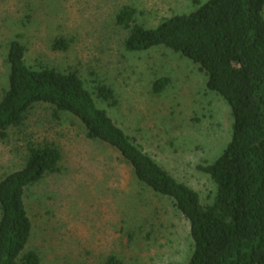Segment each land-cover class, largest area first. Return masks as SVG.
Returning <instances> with one entry per match:
<instances>
[{"label":"rangeland","instance_id":"rangeland-1","mask_svg":"<svg viewBox=\"0 0 264 264\" xmlns=\"http://www.w3.org/2000/svg\"><path fill=\"white\" fill-rule=\"evenodd\" d=\"M208 0H0V99L8 88L7 55L17 37L26 62L78 71L88 89L110 87L118 105L99 102L113 121L178 181L214 200L216 186L199 167L213 163L232 137L228 104L206 89L191 61L165 48L125 49L127 31L116 22L126 6L155 28ZM71 43L67 52L54 40ZM168 78L161 94L153 83ZM49 142L62 153L61 173L26 194L33 223L27 252L40 264H104L116 255L128 264H186L193 251L189 225L166 198L139 184L115 151L90 141L72 116L58 119L35 106L23 128L0 140V180L24 166L28 142Z\"/></svg>","mask_w":264,"mask_h":264},{"label":"trees","instance_id":"trees-1","mask_svg":"<svg viewBox=\"0 0 264 264\" xmlns=\"http://www.w3.org/2000/svg\"><path fill=\"white\" fill-rule=\"evenodd\" d=\"M124 7L116 17L127 31L125 49L165 48L189 60L206 77V89L222 98L232 117V137L221 155L199 169L216 186L211 203L178 181L121 129L99 102L118 105L114 91L99 84L90 91L78 71L35 68L17 37L9 45L8 88L0 99V140L23 128L31 110L47 106L56 118L68 114L88 140L116 152L135 180L168 199L189 225L193 251L186 264H264V0H208L189 14L175 15L155 28ZM71 43L54 40L67 52ZM168 78L153 83L161 95ZM24 166L0 180V264H40L27 252L33 223L26 194L46 177L61 173L62 153L47 141L28 142ZM104 264H128L116 255Z\"/></svg>","mask_w":264,"mask_h":264}]
</instances>
